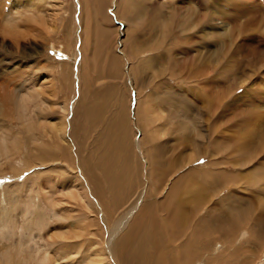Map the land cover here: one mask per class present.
<instances>
[{"label":"rangeland","instance_id":"rangeland-1","mask_svg":"<svg viewBox=\"0 0 264 264\" xmlns=\"http://www.w3.org/2000/svg\"><path fill=\"white\" fill-rule=\"evenodd\" d=\"M20 1L0 0L1 22ZM48 1L38 9L46 12L54 0ZM61 1L60 21L50 34L13 41L0 28V264H95L96 249L107 255L101 264L110 258L113 264H264V232L256 228L264 221V144L258 160L236 166L228 159L253 129V116L240 121L228 109L252 83L250 77L237 89L232 77L240 75L238 62L252 74V64L235 57L234 37L246 35L230 27L247 16L225 8V1L241 0ZM185 10L189 20L205 16L201 32H181ZM20 11L12 18L30 30ZM159 11L172 13L176 24L162 48L151 27ZM261 34L248 37L258 41ZM185 35H192L191 44L179 41ZM257 41L252 47H259ZM158 54L166 61L163 69ZM61 57L67 58L56 60ZM256 76L264 82V70ZM45 79L55 85L54 94L39 86ZM214 80L223 84L216 92L209 87ZM209 100L223 104L207 107ZM64 115L66 139L53 128ZM73 179L89 203L76 194ZM200 191L206 203L185 206L187 226L177 231L171 223L183 222L173 206L204 197L191 195ZM139 199L133 217L130 207ZM218 216L222 226L211 227ZM107 231H123L108 250L101 245ZM171 236L192 242L173 244ZM62 247L72 255L61 251L56 258ZM167 247L177 250L168 253ZM183 249L186 258L180 257Z\"/></svg>","mask_w":264,"mask_h":264},{"label":"bare ground","instance_id":"bare-ground-1","mask_svg":"<svg viewBox=\"0 0 264 264\" xmlns=\"http://www.w3.org/2000/svg\"><path fill=\"white\" fill-rule=\"evenodd\" d=\"M32 1L33 4H30V2ZM185 1V0H184ZM183 1V2H184ZM196 1V0H195ZM17 2V1H16ZM45 3V0H22L20 2H18V4H12V7L8 10L7 14H5L4 18H3V23L0 21V23H2V26L4 25L5 26V30L8 29V28H13V29H16L15 25L18 23L17 19H13V13L14 11L16 12L17 10H21L20 12H22L20 15H18L20 17V19L22 18V16H25L28 17L26 18V22H28V26L31 27V31L28 29V32L30 31L29 35H31V37L35 34H38L39 36L40 35H47V34H50L51 32H53L54 30L56 31V24L55 22L57 20H59L58 18H60L61 16L59 15L60 14V10L62 9L61 8V5H62V1L61 0H54L52 1V6H47L48 8L46 9V12H42L41 10L38 9V7H40V4L42 3ZM1 3H3L1 1ZM47 3V2H46ZM48 3H51L50 0L48 1ZM4 5V4H3ZM27 5H29L27 7ZM1 6V5H0ZM41 7H44V5H42ZM50 7V8H49ZM46 8V7H44ZM43 8V10H44ZM225 8L226 9H230V10H233L235 12V14L237 16H240L242 14H246V19H245V22L243 24H239V22L235 21L233 25H231L230 27L232 29H234V32L235 29H238V32L236 34H244L246 35L244 37V39H239L236 37H234L235 39V42H236V54H235V57L236 59L237 58H240L242 60H248V63L249 64H252V74H248V73H244V71H242L240 69V63L238 62V65L237 66L236 64L234 65V69L237 70L240 75L239 76H233L237 82V84L234 83V86L237 87V89L240 87V86H244L245 84H247L248 82V79H252V83H250L249 85L246 86V90H243L239 95L235 96L233 98V103L232 101L229 104V108L228 109H231L229 110L230 111V114L229 116L231 117H234L240 121H243L245 119V117L247 118L248 120V116L251 117L253 116L251 119H250V124L253 126V129L251 130V132L249 131L250 134L248 135H244L242 136V139L241 140H238V142H240L238 145L235 144V147H234V154L233 155H230L232 150L228 148V152H229V155L228 156V159H232L231 161H233V164L236 165V166H239L242 162H251L253 161L254 159H260V157L263 155V150H262V146L264 144V82L262 81L261 78L257 77L256 76V72L260 69L264 70V0H261L260 2L258 0H241V1H225ZM254 8H258L261 13L257 11H255ZM41 9V8H40ZM37 12V13H34V12ZM1 12V11H0ZM5 12V11H4ZM62 12V11H61ZM18 13V12H17ZM39 13H42L41 15H39ZM12 15V16H11ZM17 15V14H16ZM58 15L60 17H58ZM60 21V20H59ZM3 26V27H4ZM19 26V25H18ZM20 27V26H19ZM261 30V32H260ZM17 31V29H16ZM259 32V33H262L261 36H262V39H259L258 41L256 40V37L253 36V35H250L248 37V35L250 33H253V32ZM3 32V31H2ZM11 33V32H10ZM14 33V32H13ZM20 33V32H19ZM5 35H9L10 37H12L13 39L14 38H19L20 36L19 35H12V34H7V33H3ZM2 34V35H3ZM33 34V35H32ZM156 35V36H155ZM154 36L157 38V33L155 34ZM4 36V35H3ZM37 36V35H36ZM36 36H33V37H36ZM50 36V35H48ZM47 36V37H48ZM259 36V35H258ZM29 37V36H27ZM32 37V38H33ZM38 37V36H37ZM241 38V35L239 36ZM260 38V37H259ZM20 40V39H19ZM233 40V39H232ZM259 42V47L258 48H254L252 47L253 42ZM256 43V42H255ZM250 44V45H249ZM232 46V44H231ZM19 49V48H18ZM229 54L231 53V49L227 48ZM251 51V52H250ZM158 59V58H157ZM157 59L154 60L153 62L155 64H157ZM231 60V59H230ZM234 61V60H233ZM159 66L160 68L163 69V62L165 61H162L161 59H159ZM237 62V61H236ZM166 63V62H165ZM210 65V61H206L203 66L205 68H208ZM245 65V64H244ZM156 66V65H155ZM158 66V64H157ZM233 67V64H227L226 65V68H227V71H231L232 67ZM243 66V65H242ZM246 66V65H245ZM244 67V66H243ZM242 67V68H243ZM160 68L158 69L159 71ZM244 70V68H243ZM217 72V68L215 69V73ZM231 73V72H230ZM218 78V76H216V79ZM259 79V80H258ZM259 82V83H258ZM263 82V83H262ZM223 85V84H222ZM222 85L219 84L217 82H215V80L209 85L210 88H213L216 92V88L219 90V89H222ZM41 87H43L45 90L46 89H50L51 88V80L50 79H45L41 82V84L39 85ZM236 90V88L234 89V91ZM223 90H220V92H222ZM219 94V92H218ZM260 94V95H259ZM219 96V95H218ZM213 97V96H212ZM224 98V97H223ZM249 99H252L253 102H249L248 100ZM222 100V98H221ZM224 100V99H223ZM245 100L246 102L242 103V101ZM210 102H206V106L207 107H214L213 105L215 103H217V108L216 109H220L223 102L222 101H217L216 100H209ZM12 102V101H11ZM204 103V102H203ZM201 103L200 105L203 106V108H205L206 106H204V104ZM257 104V105H255ZM8 107V106H7ZM196 107L197 108H200V106L198 107V105L196 104ZM5 110V109H4ZM204 110V109H203ZM239 115V116H237ZM208 116V115H207ZM229 117V118H230ZM238 117V118H237ZM219 120V119H218ZM225 120V119H224ZM200 121V120H199ZM223 122V120H221ZM197 122V121H196ZM228 123H234L231 121V119H228L227 120ZM44 123V122H43ZM198 124V123H197ZM226 124V123H225ZM44 125V124H43ZM3 126V125H2ZM239 128H241L242 130H244L243 126H240ZM240 129V130H241ZM243 132V131H242ZM56 135V134H55ZM213 135V133L211 134ZM233 138V137H230V139ZM241 138V137H240ZM229 139V141H230ZM207 140V139H206ZM237 140V139H236ZM185 142H190V139H186ZM214 142H217V141H214ZM198 145V144H197ZM217 145V144H216ZM183 146H186L183 144ZM220 148V146H216V148ZM193 148V147H192ZM207 148V147H206ZM201 149V148H200ZM218 150V149H217ZM224 152V151H223ZM228 154V153H227ZM192 155L190 156V159H191ZM227 159V158H226ZM263 160V159H262ZM264 162V161H263ZM249 170H247L248 172ZM250 172V171H249ZM238 175V174H236ZM241 175V174H240ZM243 175V174H242ZM244 175H247V173H244ZM250 175V174H248ZM249 177V176H247ZM250 178V177H249ZM74 183H76V188L82 193L84 194V188H83V185L81 183H79L77 181V179H73V181H71ZM72 184V185H73ZM70 185V186H67L66 189H71L73 186ZM52 189V188H51ZM54 189V188H53ZM65 190V189H64ZM71 198H72V195H69ZM253 202H248V204L252 205ZM148 206V203H143L142 206ZM147 204V205H146ZM140 206V205H139ZM144 206V207H145ZM150 206V204H149ZM136 207H134L131 211L129 212H133L135 210ZM139 208V207H138ZM149 208V207H148ZM138 210L134 212V215L133 217H135L136 214H138ZM148 214V213H147ZM128 216L129 217H132L129 213H128ZM134 221V219H132ZM132 221V222H133ZM135 222V221H134ZM131 224H134V223H131L130 222V225ZM126 225V224H125ZM127 226V229L128 227L132 228L131 226ZM120 227V226H118ZM256 228L260 229V231L264 232V221H263V218L261 219V221L256 224ZM257 230V229H256ZM126 231V230H125ZM128 231V230H127ZM66 232V231H64ZM109 234V238L106 240V241H102L101 240V245L102 246H105L108 250L109 247H112L113 246V242L114 241H118L121 236H123V231H118L119 234L115 233L114 231L113 232H109L107 231ZM58 233V232H57ZM64 234V233H63ZM66 234V233H65ZM64 234V235H65ZM126 234V232L124 233ZM259 234V233H258ZM264 234V233H263ZM54 235V234H53ZM56 236V234L54 235V237ZM59 236V235H58ZM57 237V236H56ZM106 239V238H105ZM121 240V239H120ZM251 241L250 240V244H251ZM94 246V245H93ZM114 247V246H113ZM130 248V247H129ZM110 250V249H109ZM112 250V249H111ZM110 250V251H111ZM172 250H174L173 248H168L167 247V251L166 252H171ZM62 251V257H67L68 255H72L71 252L70 253H65L64 251V247H62V249L58 250V251H55V257H60V253ZM250 251L255 254V251L254 249H252V246H250ZM75 252V251H74ZM73 252V253H74ZM165 252V251H163ZM165 252V253H166ZM109 253V252H108ZM173 253L176 254V252L174 251ZM172 253V254H173ZM95 255L94 256V263L95 264H101L102 261L104 260V256L106 255L105 252H102V250H95L94 253ZM171 255V254H169ZM107 256V255H106ZM111 256V255H110ZM165 255H163L162 257H157V258H160V259H165L164 258ZM173 255H171L172 257ZM54 257V258H55ZM89 257V256H88ZM167 257V256H166ZM55 258V259H56ZM90 258V257H89ZM98 258V259H97ZM61 259V258H60ZM59 259V260H60ZM82 260V259H80ZM79 260V261H80ZM89 260V259H88ZM111 260V261H110ZM113 259L110 258L108 259V261L106 262V264H113ZM82 262V261H81ZM84 262V261H83ZM91 262V261H90ZM112 262V263H111ZM56 263H57V260H56ZM85 263V262H84ZM83 263V264H84ZM86 264V263H85ZM115 264V262H114Z\"/></svg>","mask_w":264,"mask_h":264},{"label":"crops","instance_id":"crops-1","mask_svg":"<svg viewBox=\"0 0 264 264\" xmlns=\"http://www.w3.org/2000/svg\"><path fill=\"white\" fill-rule=\"evenodd\" d=\"M143 1V0H142ZM172 0H169V4H171L172 5ZM179 3H183L182 2V0H180L179 1ZM30 4H33L32 3V1L30 2ZM146 3H143V5H145ZM29 5H27V7H28ZM11 8V7H10ZM9 8V9H10ZM178 12V11H177ZM180 12V11H179ZM188 12L189 11H187V10H185L184 11V13H187V15H183V16H179V18H180V20H182L183 22H184V24H181L180 25V27H181V29H183V31H184V33L186 34L187 32H190V31H194V30H197V31H195L194 33H199V32H201L202 30H203V28H201V27H199V26H201V22L202 23H204L205 22V16H203L202 18L201 17H198L197 19H195V20H193L192 18H191V20H189L190 19V12H189V14H188ZM171 16V17H169V19L171 20V18H172V13H168L167 15H164L163 16V14L159 11V14H158V16H157V21H153L152 22V24H151V27H152V31H153V33H155V31H156V29L157 28H154L156 25H163V26H165V25H167V23H168V18H167V16ZM5 16V15H4ZM4 16H3V18H4ZM2 23H3V21H2ZM2 23H0V28H1V32H2V34L3 33H7V34H12V35H19L20 37L19 38H12V40L13 41H19V39H22V38H24V36L25 35H27V34H29L30 32H28V29L26 28V27H19V26H17V24L15 25L16 27V29H17V31H16V29H13V28H8V29H6L5 30V26L3 27L2 26ZM23 26H25V24L23 23L22 24ZM199 27V28H198ZM24 30V31H23ZM159 30L157 29V32H158ZM11 32V33H10ZM14 32V33H13ZM20 32V33H19ZM3 35H5V34H3ZM187 36L185 35V38H186ZM186 40L189 42V44H191L192 43V35L191 36H188L187 38H186ZM155 46L157 47V44H155ZM66 58L67 57H61V58H57L56 60H59V61H62V60H66ZM40 76H41V74H40ZM47 78H50V77H47ZM52 82H53V80H52ZM53 91H54V93L56 92L55 91V85L54 84H52L51 85V88L48 90V92L50 93V94H54L53 93ZM23 101H24V99H23ZM65 109V108H64ZM60 121V120H59ZM56 122V123H53V125H54V132L56 133H59L60 134V136H62V137H64L65 139L67 138V136H66V132H65V126H66V122H65V115L63 116V118L61 119V121L60 122ZM52 125V126H53ZM184 142H185V140H183ZM190 158V157H189ZM80 183V182H79ZM74 187V186H73ZM84 188V187H83ZM69 190H72V188L71 189H69ZM74 190L75 191H77L76 192V194H79L80 196H81V198L84 200V201H86V202H88L89 203V200H88V198H87V195H86V192H85V189H84V194H82L77 188H76V186L74 187ZM75 194V192H73L71 195L73 196ZM191 195H203L204 197H200V198H187L186 199V201H185V203H178L175 207L173 206V208L175 209H172L173 211H174V213L177 215V218L178 219H180L181 218V220H182V222L183 223H175V222H173V223H171L175 228H176V230L177 231H182V230H184L185 229V227L187 226V221L184 219L185 217H186V215L183 213V212H187V211H185V206H189L190 207V205H192V201H194V202H197V204L198 203H202V202H204V204L206 203V198H205V194L202 192V191H200L199 193H196V194H191ZM153 200V199H152ZM141 202H142V200L141 199H139V200H137V204H134V205H132L130 208V211L134 208V207H136L135 208V211L137 210V208H138V205H140L141 204ZM147 202H150L149 200H147L146 199V201H144L143 203H147ZM176 215H175V218H176ZM207 216L209 215V214H206ZM213 216V215H212ZM210 218V217H209ZM183 219L185 220V221H183ZM223 220V217H220V216H218V219H214L213 218V220L211 221V222H209L208 220H207V222H209V225H211V224H213L214 226H211V227H215L216 228V226L215 225H218V227H221L222 225V222H220V221H222ZM213 222V223H212ZM172 225H170V226H172ZM170 232H174L172 229H170L169 230ZM171 238H173L172 240H171V242L173 243V244H188V243H191L192 242V239H184V241H183V243H180V241L179 242H177L178 240L177 239H174V237H172L171 236ZM231 241H233V239L231 240ZM177 242V243H176ZM211 242H217V241H215V240H212ZM216 243H214L212 246H210L209 248H213L214 247V245H215ZM185 247H187L188 249H190V247H188L187 245L185 246ZM174 250H177L176 248H174ZM188 251H185V249H183V253H182V255H180V257H182V258H186L187 257V255H188Z\"/></svg>","mask_w":264,"mask_h":264},{"label":"flooded vegetation","instance_id":"flooded-vegetation-1","mask_svg":"<svg viewBox=\"0 0 264 264\" xmlns=\"http://www.w3.org/2000/svg\"><path fill=\"white\" fill-rule=\"evenodd\" d=\"M165 14H163L164 16ZM167 18L169 19V16H167ZM179 24H184V22L182 20L179 21ZM173 27H176V24L174 25L173 22H171V20L169 19L167 25L163 26V25H156L154 28H157L159 31L157 32V40L159 39V37H161V43L157 44V48H162V44L164 43V39H165V36H168L167 35V32H170L171 33V30L174 31L172 28ZM181 28V27H180ZM195 31V30H194ZM181 32L184 33L183 29H181ZM173 34H175L173 32ZM180 42L182 43H186L187 45H189V42L186 40L185 36H182V40H179ZM164 45V44H163ZM184 50V53L186 52V48L183 49ZM164 57L162 55H159L158 54V59H161L162 61H164L163 59ZM166 62V61H165ZM263 249V248H262ZM259 251V249H258ZM262 251V250H261Z\"/></svg>","mask_w":264,"mask_h":264}]
</instances>
